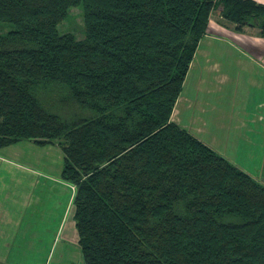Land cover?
Here are the masks:
<instances>
[{"label":"trees","instance_id":"16d2710c","mask_svg":"<svg viewBox=\"0 0 264 264\" xmlns=\"http://www.w3.org/2000/svg\"><path fill=\"white\" fill-rule=\"evenodd\" d=\"M220 4L264 31L256 0H0V149L59 142L85 264H264V185L172 121Z\"/></svg>","mask_w":264,"mask_h":264},{"label":"rangeland","instance_id":"374dc122","mask_svg":"<svg viewBox=\"0 0 264 264\" xmlns=\"http://www.w3.org/2000/svg\"><path fill=\"white\" fill-rule=\"evenodd\" d=\"M257 2L264 4V0ZM222 20L230 28H226L225 35L219 36H231L235 33L233 29L243 37L234 40L237 47L253 46L264 50L262 29L245 27L239 31L231 21L226 18ZM12 29L13 26L9 24L0 26V34ZM58 30L61 35L72 34L77 40L85 39L82 9L70 8L68 17L59 24ZM214 32L221 33V30ZM256 36L262 39L258 40ZM221 62L223 66L224 60ZM218 82L213 96L205 98L209 101L206 109L214 111L217 108L216 112L226 109L224 118L228 122L216 123L218 129L212 124L202 123L199 125L204 129L201 136L243 169L249 156L242 151L229 149L224 139L216 136L227 131L226 127L232 120L229 117L236 109L235 103L228 102L226 84L221 80ZM234 88L236 91L240 89L237 86ZM179 101L180 98L175 106L178 112L172 115V121L178 123L179 119H184L189 126L190 115L185 114L183 102ZM64 160L65 154L58 141L38 145L24 140L0 149V264H85L74 221L76 187L61 178Z\"/></svg>","mask_w":264,"mask_h":264},{"label":"crops","instance_id":"0c3cea01","mask_svg":"<svg viewBox=\"0 0 264 264\" xmlns=\"http://www.w3.org/2000/svg\"><path fill=\"white\" fill-rule=\"evenodd\" d=\"M222 11L220 4L211 14L208 34L199 44L180 96L179 102H183V111L190 115V125L188 126L184 119H179L178 123L219 152L215 145L208 143L201 136L204 129L199 125L212 124L217 128L221 121L225 124L228 122L227 118H224L226 109L218 112L217 108L214 111L206 109L209 101L205 98L210 99L213 96L220 82L218 80H221L226 84L229 104L235 103L236 109L229 117L232 120L226 127L227 131L216 136L223 138L229 149L242 151L244 155L249 156L243 170L264 185V50L255 49L253 46L243 47L244 49L237 47L234 40H241L243 37L233 29L236 34L233 33L229 37L219 36L225 35L226 28H230L224 25ZM234 26L236 27V24ZM220 30L221 33L214 32ZM255 38L262 39L259 36ZM221 60H224L223 66ZM235 86L240 89L236 91ZM177 112L175 108L173 114ZM222 155L233 161L227 154Z\"/></svg>","mask_w":264,"mask_h":264}]
</instances>
